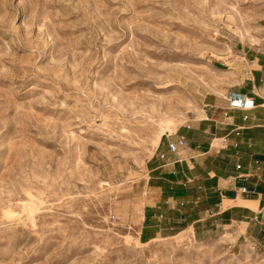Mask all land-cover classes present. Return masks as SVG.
Here are the masks:
<instances>
[{
	"label": "rangeland",
	"instance_id": "obj_1",
	"mask_svg": "<svg viewBox=\"0 0 264 264\" xmlns=\"http://www.w3.org/2000/svg\"><path fill=\"white\" fill-rule=\"evenodd\" d=\"M263 24L264 0H0V264H264L115 220L160 124L199 118Z\"/></svg>",
	"mask_w": 264,
	"mask_h": 264
},
{
	"label": "crops",
	"instance_id": "obj_2",
	"mask_svg": "<svg viewBox=\"0 0 264 264\" xmlns=\"http://www.w3.org/2000/svg\"><path fill=\"white\" fill-rule=\"evenodd\" d=\"M264 29V24H263ZM242 48L232 83L210 96L199 118L164 134L143 176L118 199L115 220L149 243L183 230L230 234L264 253V35ZM253 99L252 108L230 106ZM184 137L173 152L169 142Z\"/></svg>",
	"mask_w": 264,
	"mask_h": 264
},
{
	"label": "built area",
	"instance_id": "obj_3",
	"mask_svg": "<svg viewBox=\"0 0 264 264\" xmlns=\"http://www.w3.org/2000/svg\"><path fill=\"white\" fill-rule=\"evenodd\" d=\"M230 106L235 108H239V107L252 108L254 107V100L244 99V98L231 99ZM263 107H264V103H263ZM185 145H186V140L184 137L179 138L176 142L168 143L169 149L173 152L177 151L179 147H184Z\"/></svg>",
	"mask_w": 264,
	"mask_h": 264
},
{
	"label": "bare ground",
	"instance_id": "obj_4",
	"mask_svg": "<svg viewBox=\"0 0 264 264\" xmlns=\"http://www.w3.org/2000/svg\"><path fill=\"white\" fill-rule=\"evenodd\" d=\"M172 122L171 121H163L161 124H160V133H159V135L157 136V138H156V141L154 142V143H157L158 142V140H160V137H162L161 135H162V133H164L165 131H173L174 130V128L172 127ZM158 145V144H157ZM156 146V145H155Z\"/></svg>",
	"mask_w": 264,
	"mask_h": 264
}]
</instances>
